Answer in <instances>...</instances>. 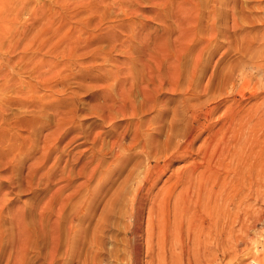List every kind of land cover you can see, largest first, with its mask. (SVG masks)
<instances>
[{
    "label": "rangeland",
    "instance_id": "1",
    "mask_svg": "<svg viewBox=\"0 0 264 264\" xmlns=\"http://www.w3.org/2000/svg\"><path fill=\"white\" fill-rule=\"evenodd\" d=\"M216 131L228 242L178 175ZM262 263L264 0H0V264Z\"/></svg>",
    "mask_w": 264,
    "mask_h": 264
},
{
    "label": "bare ground",
    "instance_id": "2",
    "mask_svg": "<svg viewBox=\"0 0 264 264\" xmlns=\"http://www.w3.org/2000/svg\"><path fill=\"white\" fill-rule=\"evenodd\" d=\"M207 114L209 116V113L206 111L202 115L205 118ZM211 114L212 113H210V115ZM198 119L199 117L196 112L191 111L189 113L188 120L190 121L188 122L187 120L186 132H185L184 138L177 148L181 153H185V154L191 153L192 151L191 147L193 146L197 138L195 131L200 130ZM216 134H217V131L212 133V135L209 136L208 139L203 143L200 161L196 164H191L186 171H180L178 175L183 174L186 176V179H187V181L184 184V188H183V192H184L183 198H182L183 203L189 202L191 200L189 191H192L195 194V199L191 200L194 202L195 205L201 204L204 200L207 201L208 205L205 208V210L210 220L209 228L211 229L214 228L211 232L212 236L214 237L218 236L220 237V239L222 238L221 240L228 242V240L231 238V236L228 238L229 236L228 233L231 235V219L229 218L228 207H229V204H231L232 202L234 191L232 190V186L230 185V183H228V181L225 179V177L227 176L228 170H229V166H225L222 163V161H224V158L228 159L229 156L232 157L233 152L230 153L229 151L230 155L228 153V155L225 157L227 152L223 148L224 140H221L220 145H218L216 143ZM176 157L178 156H173L172 153L170 154V159L174 160ZM157 163L158 162H156V165ZM169 164L170 163L168 162L166 166H162V165L161 166L158 165L155 167L153 166V168L150 171L157 170V172L158 171L160 172L161 169L163 170L164 168L168 167ZM221 177L223 178L217 181V178H221ZM139 202L140 201L138 200V203ZM239 203H240L239 206L245 205V203H241V202ZM137 206H140V205L138 204ZM220 211H221V214L219 216L217 215V217L214 218V215L217 212L219 213ZM239 214L240 213H238V217H241V218H242V215L245 217L247 216L248 218L250 217L249 213L247 214V212H243L240 215ZM199 220L200 218L195 219L194 221L195 228H194V233L192 234V238H195V242L197 246L200 245L202 234L204 233V228H203L204 225L201 221L198 226ZM191 222H192V217L191 219H189V225L191 224ZM197 226L199 227V229L195 234V229L197 228ZM246 230L248 229L247 228L243 229L244 232ZM223 241L220 243L221 245L220 247L223 250L222 253H226V251L229 252L230 249L228 247H226V249L224 248V246L226 245H224ZM206 251L207 253L217 252V250H212V249H208ZM199 252H201L200 248L196 251V254Z\"/></svg>",
    "mask_w": 264,
    "mask_h": 264
}]
</instances>
